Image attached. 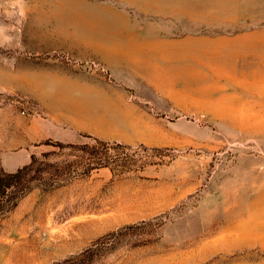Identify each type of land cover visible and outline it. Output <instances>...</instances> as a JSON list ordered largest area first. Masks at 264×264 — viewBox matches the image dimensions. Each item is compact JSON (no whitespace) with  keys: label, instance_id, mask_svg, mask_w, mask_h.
Returning a JSON list of instances; mask_svg holds the SVG:
<instances>
[{"label":"rangeland","instance_id":"1","mask_svg":"<svg viewBox=\"0 0 264 264\" xmlns=\"http://www.w3.org/2000/svg\"><path fill=\"white\" fill-rule=\"evenodd\" d=\"M32 155L0 264H264V0H0V171Z\"/></svg>","mask_w":264,"mask_h":264},{"label":"trees","instance_id":"2","mask_svg":"<svg viewBox=\"0 0 264 264\" xmlns=\"http://www.w3.org/2000/svg\"><path fill=\"white\" fill-rule=\"evenodd\" d=\"M82 148L85 150V152H88L87 155L93 161L96 160V162L100 165H107L115 160V158H108L107 156H103L106 155V152L105 150H102V148H100L98 145H83ZM35 161L36 157L32 155L30 162L18 168L15 172L6 173L0 171V196L5 195L8 188H11L14 185L18 184L17 179H20L21 176L25 175V173L31 171L35 165ZM89 252L90 248H85L79 255H85Z\"/></svg>","mask_w":264,"mask_h":264}]
</instances>
